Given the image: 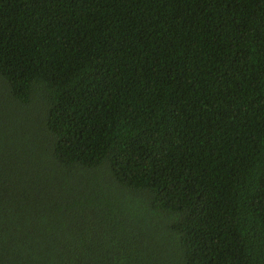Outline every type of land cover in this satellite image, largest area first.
Instances as JSON below:
<instances>
[{"label":"trees","instance_id":"1","mask_svg":"<svg viewBox=\"0 0 264 264\" xmlns=\"http://www.w3.org/2000/svg\"><path fill=\"white\" fill-rule=\"evenodd\" d=\"M0 264H264V0H0Z\"/></svg>","mask_w":264,"mask_h":264}]
</instances>
